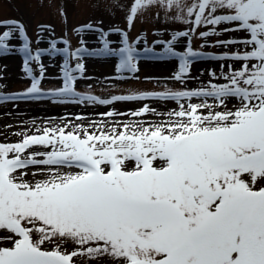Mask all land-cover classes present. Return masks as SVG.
I'll list each match as a JSON object with an SVG mask.
<instances>
[{
  "label": "snow or ice",
  "instance_id": "snow-or-ice-1",
  "mask_svg": "<svg viewBox=\"0 0 264 264\" xmlns=\"http://www.w3.org/2000/svg\"><path fill=\"white\" fill-rule=\"evenodd\" d=\"M154 5L189 26L156 41L161 55L179 60L171 78L183 84L194 59H212L223 62L219 77L209 73L222 83L100 100L73 88V73L85 69L80 62L69 67L68 57L79 59L86 50L65 48L63 86L45 93L29 67L41 53H30L24 26L15 20L0 25L10 29L0 34V55L9 52L7 41L17 30L31 80L25 91L0 101L47 96L59 103L154 99L177 105L166 113L147 105L130 113L166 120L57 125L0 143V264H264V0H131L129 27ZM204 26L211 27L199 31ZM225 33L246 38L217 39L210 46L229 50L222 55L191 46L196 36L205 40L203 48L208 37ZM181 37L189 46L174 51ZM122 43L110 51L104 40L102 52L120 57L117 73H135L139 54L126 35Z\"/></svg>",
  "mask_w": 264,
  "mask_h": 264
},
{
  "label": "rangeland",
  "instance_id": "rangeland-1",
  "mask_svg": "<svg viewBox=\"0 0 264 264\" xmlns=\"http://www.w3.org/2000/svg\"><path fill=\"white\" fill-rule=\"evenodd\" d=\"M191 2V0H186ZM131 0H0V25L4 21L15 20L24 26L25 36L28 39V48L32 55L41 53L38 62L30 61L29 67L33 69V76L40 79L41 89L47 93L63 86L62 65L65 61L63 49L67 48L69 53L80 48L88 54H81L79 59L68 57L69 67H75L80 62L84 65V73H73L78 79L74 81L73 88L83 95H93L100 100H111L113 96L162 92L166 88L171 90H197L211 83H222V79H215L209 75L210 72L220 75L221 61L212 59H194L189 68V79L183 84L175 81L174 73L179 70V60L175 57L161 55L164 52L162 44L157 40H170L172 35L179 31H188L189 26L182 21L173 18L172 10L151 6L138 14L129 27L126 16ZM91 24L92 28L86 26ZM211 26H204L199 31H207ZM219 29L220 26H217ZM82 29V30H80ZM6 26H0V34L9 31ZM79 30V31H78ZM107 33V35H103ZM127 36L129 44L136 48L139 54L134 61L137 65V72L117 73L116 66L119 64L118 55L103 53V41L107 40L110 51H118L123 47L122 40ZM243 39V33H225L220 37L210 36L207 38V45L203 48L205 40L194 37L191 46L194 51L222 55L228 49L216 48L213 45L217 39ZM55 42V49L52 43ZM23 40L17 30H12V37L7 41L9 52L0 55V97H11L22 93L30 87L31 80L23 71L25 54L20 51L23 47ZM189 46L187 37H181L173 45V50L183 52ZM151 48V52H146ZM235 51L236 48L231 49ZM92 53H95L93 55ZM104 55V56H103ZM107 57L108 60L102 61ZM10 59V60H9ZM237 63L234 67L238 68ZM44 69L43 78L40 77V68ZM55 75L54 78L49 77ZM60 98H56L58 101ZM67 102H54L52 98L42 96L39 99H8L0 101V109L12 112L7 120L8 124L0 134V143H17L22 135L37 133L38 128L65 126L73 124L89 128L92 123L105 122L111 127L115 122L125 123L129 121L156 122L167 119L164 115L145 114L142 117H133L132 111L139 110L144 105L154 109L158 113H166L176 108L175 101H158L148 99L144 101H113L108 105L92 104L88 101L75 102V98H65ZM45 101L52 106H82L92 110L87 115L77 114L81 119L77 120L72 114L57 112L52 116L40 115L43 124L35 125L29 120L32 110L28 109L25 103ZM73 100V101H70ZM193 103L200 100L193 98ZM212 103L211 100L208 101ZM235 103V101H233ZM40 106V105H38ZM231 106V105H230ZM37 107V106H36ZM56 110L55 107L46 109ZM120 113L108 117L107 112ZM39 112V110H38ZM59 121V122H55ZM30 124V126H26ZM95 131L96 129H89ZM34 151L43 149L34 148ZM32 171H35L33 169ZM32 177L29 176L28 179ZM42 179V176H37ZM71 248V245H68ZM107 264V261H104Z\"/></svg>",
  "mask_w": 264,
  "mask_h": 264
},
{
  "label": "bare ground",
  "instance_id": "bare-ground-1",
  "mask_svg": "<svg viewBox=\"0 0 264 264\" xmlns=\"http://www.w3.org/2000/svg\"><path fill=\"white\" fill-rule=\"evenodd\" d=\"M104 56V55H103ZM111 57H107L105 59H102V61H105V60H108L110 59ZM10 60V59H9ZM55 75H51L49 77H52L54 78ZM45 77V76H44ZM26 108H30V109H33V108H37L36 111L35 110H32V115H30L31 117H29V120L31 119L32 122L35 124V125H38V124H43L44 121H42V118L44 117H48V116H52V114H57V112H61L62 113H68V114H72L73 112V117H77L78 115L77 114H80L82 116L84 115H87L88 113H91L92 110L90 109H87L86 107H82V106H77V107H72V106H64V107H61V106H52V104H48L47 102L45 101H38V102H35V103H25ZM40 105V106H38ZM37 106V107H36ZM50 107H55L56 110H52V111H48L46 109L50 108ZM39 110V112H38ZM12 112L8 111V110H3V109H0V134L3 135V132H5L4 130L5 129H8L6 128L8 124L7 120L9 118V114H11ZM40 115H44L41 119L40 118ZM110 120H106L105 122H109ZM55 122H59V121H55ZM26 126H30V124H26Z\"/></svg>",
  "mask_w": 264,
  "mask_h": 264
}]
</instances>
